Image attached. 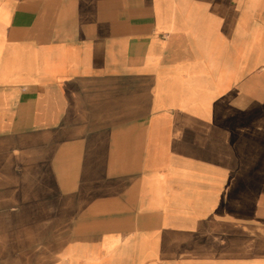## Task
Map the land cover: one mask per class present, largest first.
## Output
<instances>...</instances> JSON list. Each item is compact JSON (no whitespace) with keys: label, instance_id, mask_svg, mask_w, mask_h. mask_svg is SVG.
<instances>
[{"label":"crops","instance_id":"obj_1","mask_svg":"<svg viewBox=\"0 0 264 264\" xmlns=\"http://www.w3.org/2000/svg\"><path fill=\"white\" fill-rule=\"evenodd\" d=\"M0 264H264V0H0Z\"/></svg>","mask_w":264,"mask_h":264}]
</instances>
